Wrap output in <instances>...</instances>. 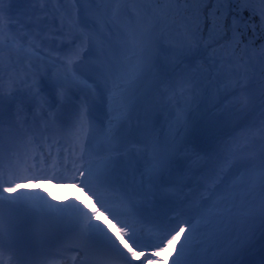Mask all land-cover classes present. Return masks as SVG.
<instances>
[{"label": "snow or ice", "instance_id": "obj_1", "mask_svg": "<svg viewBox=\"0 0 264 264\" xmlns=\"http://www.w3.org/2000/svg\"><path fill=\"white\" fill-rule=\"evenodd\" d=\"M7 2L0 264H245L264 239V0ZM40 182L93 205L24 189Z\"/></svg>", "mask_w": 264, "mask_h": 264}]
</instances>
